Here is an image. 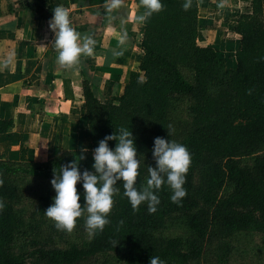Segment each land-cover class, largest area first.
Returning a JSON list of instances; mask_svg holds the SVG:
<instances>
[{
	"label": "trees",
	"instance_id": "obj_1",
	"mask_svg": "<svg viewBox=\"0 0 264 264\" xmlns=\"http://www.w3.org/2000/svg\"><path fill=\"white\" fill-rule=\"evenodd\" d=\"M250 1L252 11L237 20L242 40L234 69L213 46L199 44L198 0H161L162 9L144 21L141 63L124 92L104 102L92 80H83L92 149L65 150L45 161L29 160L25 148L19 160L0 156V264H149L152 255L165 264H231L246 258L236 243L264 234V0ZM14 126V119H0V134ZM121 127L135 138L137 187L155 166L154 138L186 145V196L173 203L164 184L155 212L147 203L134 210L120 181L102 231L88 234L87 213L71 232L58 230L44 214L56 194L54 171L76 160L81 172L94 171L93 150ZM108 143L114 148L116 141ZM77 189L83 193L81 183Z\"/></svg>",
	"mask_w": 264,
	"mask_h": 264
},
{
	"label": "crops",
	"instance_id": "obj_2",
	"mask_svg": "<svg viewBox=\"0 0 264 264\" xmlns=\"http://www.w3.org/2000/svg\"><path fill=\"white\" fill-rule=\"evenodd\" d=\"M198 2L199 31L202 18L203 24L212 22L206 11L202 16V7L211 12L232 8L235 24L241 13L252 11L250 0ZM110 4L111 0H0V119L15 121L11 131L0 134V156L19 160L25 148L29 160L45 161L65 150L92 148L83 95L87 72L93 74L88 77L94 85L107 87L103 99L107 102L124 92L127 73L136 70L143 55L145 23L137 19L145 11L142 0H119L114 8ZM57 6L67 9L71 26L81 37L94 41L93 54L81 55L72 67L56 60L49 21ZM235 38L240 47L237 31ZM227 64L234 69L235 58ZM101 73V82L112 79L108 85L100 82ZM112 73L117 74L112 78ZM97 95L101 98L98 91Z\"/></svg>",
	"mask_w": 264,
	"mask_h": 264
},
{
	"label": "clouds",
	"instance_id": "obj_3",
	"mask_svg": "<svg viewBox=\"0 0 264 264\" xmlns=\"http://www.w3.org/2000/svg\"><path fill=\"white\" fill-rule=\"evenodd\" d=\"M142 4L145 11L137 17L141 22L163 7L161 0H142ZM118 5L119 0H111L109 6L114 8ZM183 6L185 9L189 7L187 3ZM49 27L55 34L56 60L60 65L72 67L79 63L81 55L93 54L94 41L91 37H81L71 26L69 13L64 7L57 6L53 9ZM111 140L116 141L114 148L109 147L108 141ZM152 154L155 166H148L146 182L137 187L136 179L141 161L137 159L135 138L129 129L121 127L118 132L100 140L93 150L94 171L85 169L81 172L79 160L60 166L59 172L54 171L51 184L56 194L44 214L54 222L58 230L71 232L76 226L77 218L87 213L85 229L90 236L94 235L109 223L108 214L112 209L113 196L119 192L115 185L120 181H123V195L128 198L134 210H138L142 203H147L148 211L155 212L160 203L157 193L164 184L171 189V201L179 203L187 194L184 184L191 164L188 148L175 140L156 137ZM79 159H83V156ZM78 183L82 184L83 193L78 191ZM81 195L83 206L80 203ZM4 207L0 200V210ZM149 264L165 262L159 256L152 255Z\"/></svg>",
	"mask_w": 264,
	"mask_h": 264
},
{
	"label": "rangeland",
	"instance_id": "obj_4",
	"mask_svg": "<svg viewBox=\"0 0 264 264\" xmlns=\"http://www.w3.org/2000/svg\"><path fill=\"white\" fill-rule=\"evenodd\" d=\"M216 10V9H215ZM237 10V9H236ZM207 12L211 15V23L209 24H203V18L202 24H201V31H199V38L198 42L201 45H208V46H213L217 52L219 53L220 57L224 58L225 64L227 68H230V66L227 64L231 60V58H235V66L237 65V60L235 57V53L238 50L239 47V42H236V26L237 24L234 23L235 18H234V12L232 8H222L219 12H213L209 11V9L202 7V16L203 14L205 15L204 12ZM238 16V14H236ZM125 27V26H124ZM200 29V28H199ZM143 37V36H142ZM241 46V44H240ZM138 61V58L133 60V64L135 65V62ZM90 64V60L88 61ZM228 65V66H227ZM140 65H135L136 70L132 71H138ZM233 67V68H234ZM131 71V72H132ZM131 72L127 73V77L130 78ZM109 74V73H108ZM117 73H112L111 77L113 78L114 75ZM87 76H93L92 73L89 71L87 72ZM120 79L118 82L122 83L123 81V75L122 73H119ZM109 77V76H107ZM104 80L103 74L101 73V79L100 82ZM112 79H108L105 83L108 85V83ZM95 91L99 92L100 99L103 101V99L106 97V94L108 93L107 87H99V82L98 85H94ZM119 90L116 89V93H118ZM119 94L112 95V97L109 98L107 102H109L113 97L118 96ZM121 95V94H120ZM89 137V141L91 142V137H90V132L87 134V138ZM90 145V144H89ZM92 146V143H91ZM85 149V148H84ZM92 149V148H90ZM53 157V156H52ZM51 156L49 157V159ZM62 242L64 241L65 237H59ZM240 242H237L236 244L241 248V251H243L244 254H246V258L242 257V259H236L231 262V264H264V234H256L254 236H246L242 237L240 239ZM26 248L31 247L30 243H25ZM243 254V255H244Z\"/></svg>",
	"mask_w": 264,
	"mask_h": 264
}]
</instances>
